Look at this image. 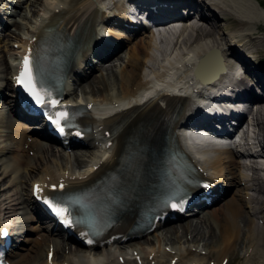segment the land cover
<instances>
[{
    "label": "bare ground",
    "instance_id": "obj_1",
    "mask_svg": "<svg viewBox=\"0 0 264 264\" xmlns=\"http://www.w3.org/2000/svg\"><path fill=\"white\" fill-rule=\"evenodd\" d=\"M104 1L38 0V8L32 15L33 19H28L25 30L21 34H13L17 47L8 48V42L5 41L0 48V62L4 64L2 72L11 74L16 64L5 62V56L18 60L22 52L36 44L45 29H49L64 42H73L67 77L77 76L80 80L78 71L84 65L90 64L91 70L97 67L91 64L90 58L93 55L103 62L118 53L125 39L130 36L135 38L137 34L147 30L149 24L181 23V28L170 48L157 45L153 31L137 36L129 48L125 64L115 75L119 89L117 94L108 92V83L102 75L97 77L99 84L96 88L93 85L94 79L87 82L86 87L90 92L98 93L99 104L89 96L80 82L73 88L68 87V81L65 82L64 101L78 99L90 106L81 119V124L88 131H83L77 140L69 135L68 146H86L89 149L98 144L99 153L94 149L90 150L89 159L84 160L74 152L72 157L77 169L68 165L71 157L61 154L59 157L64 162H53L51 157L55 148L47 144L44 130L35 131L20 120L2 117L0 128L5 129L6 133L2 141L5 143L0 147V160L6 158L7 163L1 174L12 175V186L16 188L23 179L21 172L29 168L35 169L33 178L41 182L42 191L53 185L57 186L59 192L70 191L94 181L106 172L108 178L105 185H116L118 176L111 171L115 166L129 162L126 143L136 136H143L148 141L162 134L167 136L169 145L190 154L197 167L196 181L202 179L207 182L203 187L194 184L190 188L195 194L194 200L213 194L211 202L208 205L205 202L195 203L197 209L188 212L190 215L184 217L183 222L164 229L166 237H163V232L158 231L170 220H157L153 229L155 233L144 238L147 246L128 243L126 245L130 251L125 252L121 249L123 240H131L135 238L132 236L140 234L123 238L132 223L127 215L109 231L122 232L120 236H107L102 242L95 240L85 246L82 245L81 238H76V235L85 236L81 229L74 228L73 234H69L55 224L38 205L30 188L23 198H11L16 206L23 209L13 219L12 227L14 231L32 229L44 233L30 249L23 246V242H30V239L26 236L22 239L14 236V241L17 242L6 252L5 258L10 264H208L212 260L207 259L208 254H200L190 247L173 253L165 249L163 240L180 237V229L181 236L190 234L191 239L202 236V230H205L211 241L219 243L214 251L218 262L227 259L228 264L231 258L228 255L246 243H249L251 250L247 251L245 259L251 260L262 251L264 242V66L260 59L264 56V47L254 46V43L263 40L256 35V30L261 29L257 20L259 10L264 7L258 0H108L110 5ZM14 12L19 13L17 9ZM196 18L197 21L192 22ZM12 24L17 25V21L14 20ZM160 42L167 41L160 39ZM213 48L218 49L222 56L223 70L212 83L202 85L199 80L196 81L194 70L200 57ZM145 67L150 69L147 77L141 74ZM237 68L239 71L234 72ZM237 73L241 75L237 76ZM7 75L3 78L5 87H9L11 83ZM190 81V90L194 87L197 89L196 101L192 94H172L179 90L176 87L179 82L185 86ZM198 84L200 85L197 86ZM200 86H203V91L199 89ZM77 90L80 91L79 95L76 94ZM144 90H148V94L153 96L139 103ZM251 100L257 101L255 111L246 109ZM196 108L202 111L194 114ZM247 113L252 116L244 124L250 126L251 131L249 134L248 128L242 130L241 140L242 144L249 145L250 148L253 144L256 147L254 150L234 151L223 148L217 150L211 158L198 160L199 155L191 153L178 133V123L185 118L192 119L203 127L227 132ZM251 152L258 153L255 156L244 154ZM237 154L240 155L239 158L236 157ZM243 157H250L251 162H242ZM237 170L240 172L236 173ZM227 180H230L229 183ZM239 183L245 191L246 206L243 203L241 207L239 197L233 196L225 203L224 208L223 205L211 207L225 195V185ZM61 184L64 185L62 189L59 187ZM1 207L0 204V214L10 216L15 211H5ZM202 210L208 215L205 220L198 215ZM209 218L217 226L216 233ZM30 221H35L36 225L29 226ZM60 235L63 241L57 247L53 244L54 237ZM69 241H75L83 248L72 249ZM97 247L99 248L96 249ZM49 252L50 259L47 257ZM168 256V260H165ZM58 257L62 258L60 263L56 261Z\"/></svg>",
    "mask_w": 264,
    "mask_h": 264
},
{
    "label": "rangeland",
    "instance_id": "obj_2",
    "mask_svg": "<svg viewBox=\"0 0 264 264\" xmlns=\"http://www.w3.org/2000/svg\"><path fill=\"white\" fill-rule=\"evenodd\" d=\"M1 1V0H0ZM10 1V0H9ZM13 4H14V10L17 9L19 11V13L16 12H12V14H3V22L0 23V48H2L4 46V42H8V48H16L17 47V43L14 42L15 41V37H14V33H22L28 23V19H33V14L34 11L37 10L38 8V0H12ZM259 3L264 7V0H258ZM259 16H258V20H257V24L259 27H261V29L256 30L258 31L256 35H258L260 38H263V40L261 42H257L254 43V46H263L264 47V9H260L259 10ZM16 20L17 21V25L12 24L13 21ZM151 31L150 28H148L147 30H143L142 32H140L139 34H137L134 38V36H130L129 39H125V43L124 45L119 48L118 53L111 56L110 58L105 59L103 62L101 60H98L97 58H94V55L92 58H90L91 60V64L97 66L96 68H94V70H91V68H89V65H84L83 68H81L78 72L81 73L79 74V76L81 77L80 80H77V76L76 77H70L68 83L70 88L76 87L77 82H80L82 84V86H85L86 91L88 92L89 96L92 97L93 99H95L96 103L99 104L98 102V93L97 92H90L89 88L86 87L87 82L92 81L94 79V87L96 88L99 84V82H97V77L99 75H102L103 78L105 79V81L108 83V92L110 94H117L119 92L118 89V81L115 75H117L120 67H122L125 62H126V58L129 52V48L133 45V43L136 41L137 36H140V34L142 35V33H146L149 34ZM5 35H8L5 37ZM253 36V35H252ZM5 37V38H4ZM258 38V37H257ZM261 44V45H259ZM247 58H251V57H247ZM261 63L264 66V56H262L261 58ZM14 59L11 57H8L7 55L5 56V62H13ZM2 62H0V85H4L5 84V80L3 79L5 75H7L6 72H2V69L4 67V64H1ZM149 63V62H148ZM150 69L148 67H145V70L143 71L142 76H146L149 74ZM87 75V76H86ZM9 77V75H7ZM86 76V77H85ZM4 90H6L4 92ZM6 92L7 89H1L0 91V98L3 97V100H5L6 102ZM80 91L77 90L76 94L79 95ZM74 95V94H73ZM0 101V119L2 117H5L6 119L11 120L10 118L6 117L4 114V104ZM253 103V102H252ZM251 103V104H252ZM248 120V119H247ZM246 122V121H245ZM245 126L247 124H244ZM243 125V126H244ZM244 126V127H245ZM3 131V132H1ZM5 129L0 128V147L2 145H4L5 142H2L4 139V134H5ZM33 138V137H31ZM51 144V143H48ZM53 145V144H52ZM55 148L54 151V155L51 157V161L55 162V161H63L62 158L59 157V155H63L66 157H71L70 162L68 163V165H71L72 167H74L75 169H77L75 163H74V159L72 157V154L74 152H76L77 154L81 155V157L84 160H88L89 159V153L90 150L93 151V149L95 150L96 153H99V149H100V145L95 144V146L87 149L86 146H71L70 148L63 149L61 148V146L58 145H53ZM89 150V152L86 151ZM70 155V156H68ZM7 163V159H3L0 160V204H1V209L5 210V211H9V210H15L13 213H11V215L9 216L8 214H0V219L2 221L5 222H12L14 221L13 219H15L18 215H20V212L23 211V209L21 207H18L15 205L14 201H11V198H16V197H21L23 198V196L26 194V192H28L30 190L31 185L33 184H38L39 180L37 178H33L35 175V169L32 170V168L27 169L22 171L21 173L23 174V179L19 182L18 187L14 188L13 185V179L11 178L12 175H9L7 173L5 174H1L2 170H3V166H5V164ZM84 169V168H83ZM240 171L237 170L236 173H239ZM11 178V179H10ZM230 180H227V183H229ZM225 188H227L225 195L220 198L218 201L214 202L213 205L211 206L212 208H218L219 206L223 205L222 208H224L225 203L232 198L233 196L235 197H239V203L241 202V207L243 205V203L246 201V199L244 198L245 196V191L242 190V186L239 184L236 185H225ZM237 194H234V193ZM243 198V201H242ZM245 199V200H244ZM244 205L246 206V204L244 203ZM244 206V207H245ZM211 207H208L209 209ZM6 208V209H4ZM192 209H197L196 207L192 206V208L189 210V212ZM244 209L247 210V208L245 207ZM28 210V209H27ZM3 213V212H2ZM18 213V214H16ZM187 213V212H186ZM190 214H185L183 216L180 217H175L173 220L169 221V223L167 222L166 224H164L163 226L160 227L158 233L163 232V237L164 236V229H167L169 226L172 225H176L179 224L181 222L184 221V217H188ZM198 215H200L201 217H203V220H205L208 215L205 214V210L199 211ZM191 217V216H190ZM210 222L213 223L214 225V232H217V226L215 225L214 221L209 218ZM29 226L32 225H36L35 221H30L28 222ZM27 226V225H26ZM24 227V229H26L27 227ZM44 232L42 231H38V230H24V232H22V236L21 239L24 238V236H26L28 239H30V242H23V246L25 249H30V247L37 242L40 237L42 236ZM155 232L153 231H149L147 232V234L136 237V238H132L131 240L127 239L125 242L121 243V249L125 252H129L130 249L127 247L126 244L128 243H132V244H141L144 246H147V244L144 242V238L147 236H150L151 234H154ZM178 234L180 237H174L171 238L170 240H166L164 239L163 242L166 244L165 245V249L169 252H174V251H182L183 249L190 247L191 249L196 250L198 253L200 254H208L207 259L211 258L212 260L209 261L208 264H224V261L226 259H223V261L218 262L216 259V255L214 254V251L218 248L219 243L217 241H211L209 239V234L205 231L202 230V236L198 235L196 238H192L191 239V235L188 234L187 236L184 235H180V229L178 230ZM152 236V235H151ZM62 236H56L54 237V242L53 244H55L57 247H60L63 239L61 238ZM167 237L168 236L167 234ZM187 238V239H186ZM37 244V243H36ZM69 245L71 246L72 249L79 247V248H83L80 245H78L77 243L69 241ZM173 247V248H172ZM99 247H97L96 249H98ZM261 248V247H260ZM250 245L249 243H246L244 245H240L237 247V250L235 252H233V254H229L228 257H231L229 259V263L228 264H264V242H263V249L262 251H260L259 253H257L255 255L254 258H252L251 260H246L245 259V255L247 253V251H250ZM25 251V250H23ZM45 251V250H44ZM44 251H43V255H44ZM236 256H238V258H236ZM169 256L165 259L168 260ZM221 258V257H220ZM219 258V259H220ZM206 259V261H207ZM62 260L61 257L57 258V262L60 263ZM205 261V262H206ZM226 264V262H225Z\"/></svg>",
    "mask_w": 264,
    "mask_h": 264
},
{
    "label": "snow or ice",
    "instance_id": "obj_3",
    "mask_svg": "<svg viewBox=\"0 0 264 264\" xmlns=\"http://www.w3.org/2000/svg\"><path fill=\"white\" fill-rule=\"evenodd\" d=\"M16 79H17V83L24 87V89L34 98L37 104L39 105L47 104L51 107H55L59 105L60 102L58 100H54V99L47 100L46 97L50 96V93L38 87L37 80L33 74L32 62L28 56L25 57L23 61V67ZM67 115H68L67 112L58 111L54 113V115H49L48 119L52 121L57 127H59L61 132H63L64 129L63 127H60V125H61V121L67 118ZM52 187L53 189H55L57 186L53 185ZM59 187L62 189L64 185L61 184ZM35 191L37 193L41 191L39 185L35 186ZM46 203L50 205L52 210L57 215L63 218L65 224L72 223V220L70 219V212L68 207L62 206L61 204L54 202L52 199H47ZM172 206L176 207L175 204H173Z\"/></svg>",
    "mask_w": 264,
    "mask_h": 264
}]
</instances>
